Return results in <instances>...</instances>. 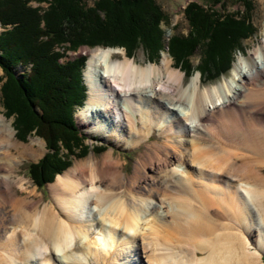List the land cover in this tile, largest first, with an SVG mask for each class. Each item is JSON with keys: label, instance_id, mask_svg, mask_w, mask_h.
<instances>
[{"label": "bare ground", "instance_id": "1", "mask_svg": "<svg viewBox=\"0 0 264 264\" xmlns=\"http://www.w3.org/2000/svg\"><path fill=\"white\" fill-rule=\"evenodd\" d=\"M85 50L81 127L125 149L164 139L131 173L111 149L76 161L40 205L18 168L44 143L16 141L0 114V264H264V34L209 85L166 53Z\"/></svg>", "mask_w": 264, "mask_h": 264}, {"label": "trees", "instance_id": "2", "mask_svg": "<svg viewBox=\"0 0 264 264\" xmlns=\"http://www.w3.org/2000/svg\"><path fill=\"white\" fill-rule=\"evenodd\" d=\"M30 1L46 7H33ZM232 1L248 11L250 0ZM85 2L0 0L3 114L13 117L17 139L26 141L34 134L45 142L44 155L27 167L38 187L53 182L67 169L71 156H84L90 150L73 115L87 95L82 79L87 57L63 60L67 52L81 47H123L128 56L142 48L151 63L163 49L158 24L164 15L155 0H94L92 7ZM223 2L210 0V6ZM209 9L193 1L188 4L183 11L188 33L173 34L167 42L173 66L185 77L198 72L203 83L226 75L239 43L253 34L238 11L220 15ZM197 51L198 64L192 65L190 57ZM21 66L29 68L17 74L15 70ZM104 149V145L91 147L94 152Z\"/></svg>", "mask_w": 264, "mask_h": 264}, {"label": "rangeland", "instance_id": "3", "mask_svg": "<svg viewBox=\"0 0 264 264\" xmlns=\"http://www.w3.org/2000/svg\"><path fill=\"white\" fill-rule=\"evenodd\" d=\"M93 1L94 0H88V2H87V0H86L85 3H87V6L92 7L94 4ZM192 1L201 5L205 9L206 8H212V9H209L211 12L214 11L215 13H218L220 15L226 14V13L230 14L231 12L238 11L239 15L246 17V23H248L252 26L253 34L250 37L245 38V40L244 39L241 40V42L239 43V46H238L239 49L235 50L233 53V60H232L231 65H233L234 61L236 60V58L239 55L247 54V51L252 46H254V44L259 43L260 38L264 34V1L263 0H250L249 8H248L247 12L245 9V5H243V4L239 5L237 3H234L232 0H224L223 4H221V3L215 4L212 7L210 6V0H155L157 6H159V8L161 9V11L164 15L163 19L160 20V22L158 24L159 29L162 30V38L161 39H163L162 40L163 49L159 51V53H158L159 56H158L157 60L154 62H151V63H154V64L159 63L162 54L166 53L168 58L172 62V67L174 69L177 68V70H179L181 72L183 80L185 83L187 81H189V78L192 75H194L198 72L195 71L189 77H185L184 72L182 70H180L179 67L173 66V60L168 53L167 42L169 40V37L172 36L173 34L186 35L188 33L189 26H188V23H187L184 15H183V11L186 8V6L188 4H190ZM29 4L33 7H36L38 5L46 7L45 3L38 4L35 1H30ZM244 4H246V3H244ZM3 29L4 28H2L0 25V32ZM95 47H97V46H95ZM92 48H94V47H92ZM119 48H121L123 51H125L123 47H119ZM85 49H90V48L89 47H85V48L81 47L77 52H67V55L65 56V58H63V60L74 58L75 56H80V55L86 56V50ZM124 54H125V52H124ZM127 57L133 58L138 64H142V65L149 62L147 59L146 52L142 48H138V49L134 50L133 53L128 55ZM198 59H199V54L197 51L193 56L190 57V61H191L192 65L198 64ZM85 63H86V61H85ZM85 63H84L83 70L85 68ZM21 67L22 68H20V67L16 68L15 71L17 74L21 73V70H28V68H29L28 66H21ZM230 69L228 70L226 75L229 74ZM222 76H225V75H222ZM221 77H219L217 79V81ZM4 79H5L4 74L0 68V87H2L1 85L4 81ZM82 79H83V72H82ZM217 81L215 80L213 82L203 83L199 80L201 85H209V84L216 83ZM85 86H86V84H85ZM86 94H87V92H86ZM1 100L2 99H1V92H0V114H2L6 120L11 121V124H12L13 117L12 116L6 117L3 114L4 109L2 106ZM79 108L80 107L75 109L73 115L75 118V122H76L78 128L80 129V132L85 134V136H86L85 143L90 146V148H89L90 150L84 156H71V165L69 167H71L76 161L84 160L85 158H87L91 154L96 158H100L104 153H106L109 149H111L113 156L119 158L122 161V163H123L122 171L124 172V174L131 173L133 170V166L135 164L136 158H138V156L140 154H142L148 150V148H146V144H148V142L161 141L164 139L158 135L159 132L156 129H153L152 135L148 139V142L146 141V142L142 143L140 146H138L135 149H125L122 147L121 144L120 145H114V143L112 141L107 142L106 140H103L102 138H100L98 135L87 132L86 127H84V126L81 127L80 119L78 117H76V115H75L77 110H79ZM260 111H259V115H264V111H262V110H260ZM162 121L163 120L161 119V122ZM14 133H15V130H14ZM14 136H15V134H14ZM33 137L40 138L34 134H30L27 136L26 141H21V140L17 139L16 137H15V139H16V141L27 143V141H29L30 138H33ZM43 141L44 140L42 139V142ZM43 143H44V150L41 152V155H39L35 158H30V159L24 160L18 168L19 174L24 175L26 177V179L31 180V184L36 187V190L38 191V193H41L42 199L40 201V205H42L44 202H46L49 199V194H48V190H47V184L49 182L45 183L42 187H38V185H36L32 181L27 167L30 163L37 162L44 155V153L46 152V147H45V142H43ZM94 145L95 146L104 145L105 149L103 151H100V152H94L91 150V147ZM69 167H67V169ZM262 172L264 173V169L262 170ZM32 185H31V187H32ZM25 194L26 193H23V195H25ZM103 242L104 243L108 242V237L106 235L103 237L102 244H103ZM262 260L264 262V257H262Z\"/></svg>", "mask_w": 264, "mask_h": 264}]
</instances>
